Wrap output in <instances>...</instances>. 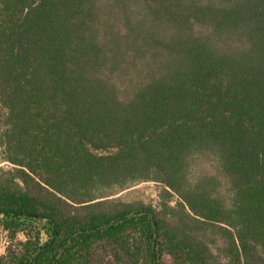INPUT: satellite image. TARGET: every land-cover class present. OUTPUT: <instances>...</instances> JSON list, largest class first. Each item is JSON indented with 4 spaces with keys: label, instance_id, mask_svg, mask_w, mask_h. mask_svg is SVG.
I'll return each mask as SVG.
<instances>
[{
    "label": "trees",
    "instance_id": "obj_1",
    "mask_svg": "<svg viewBox=\"0 0 264 264\" xmlns=\"http://www.w3.org/2000/svg\"><path fill=\"white\" fill-rule=\"evenodd\" d=\"M0 163V264H264V0H0Z\"/></svg>",
    "mask_w": 264,
    "mask_h": 264
},
{
    "label": "rangeland",
    "instance_id": "obj_2",
    "mask_svg": "<svg viewBox=\"0 0 264 264\" xmlns=\"http://www.w3.org/2000/svg\"><path fill=\"white\" fill-rule=\"evenodd\" d=\"M4 165L5 164L0 163V167H3ZM161 189L162 187L158 184L143 183L123 192L117 197H121L127 202L141 201L145 204H153V206L157 207L160 202L159 193L161 192ZM20 239H23V237L21 236ZM7 245V234L4 229L0 227V256L5 254Z\"/></svg>",
    "mask_w": 264,
    "mask_h": 264
}]
</instances>
